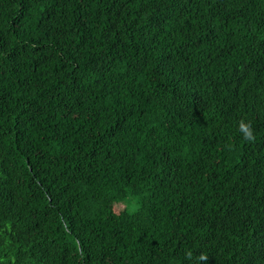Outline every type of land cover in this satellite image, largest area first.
Segmentation results:
<instances>
[{
	"label": "trees",
	"instance_id": "1",
	"mask_svg": "<svg viewBox=\"0 0 264 264\" xmlns=\"http://www.w3.org/2000/svg\"><path fill=\"white\" fill-rule=\"evenodd\" d=\"M0 264H264V0H0Z\"/></svg>",
	"mask_w": 264,
	"mask_h": 264
},
{
	"label": "clouds",
	"instance_id": "2",
	"mask_svg": "<svg viewBox=\"0 0 264 264\" xmlns=\"http://www.w3.org/2000/svg\"><path fill=\"white\" fill-rule=\"evenodd\" d=\"M241 128L245 129L246 138L249 139V140L252 139L251 132L245 128V125L241 124ZM201 259L202 260H207V257L206 256H201Z\"/></svg>",
	"mask_w": 264,
	"mask_h": 264
},
{
	"label": "rangeland",
	"instance_id": "3",
	"mask_svg": "<svg viewBox=\"0 0 264 264\" xmlns=\"http://www.w3.org/2000/svg\"><path fill=\"white\" fill-rule=\"evenodd\" d=\"M133 208V207H132Z\"/></svg>",
	"mask_w": 264,
	"mask_h": 264
}]
</instances>
